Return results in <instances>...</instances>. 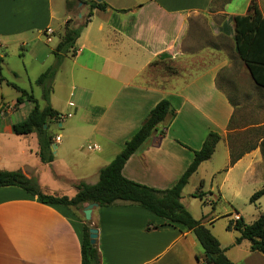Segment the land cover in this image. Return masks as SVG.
I'll use <instances>...</instances> for the list:
<instances>
[{
	"label": "crops",
	"instance_id": "obj_1",
	"mask_svg": "<svg viewBox=\"0 0 264 264\" xmlns=\"http://www.w3.org/2000/svg\"><path fill=\"white\" fill-rule=\"evenodd\" d=\"M70 1L72 7L67 10L66 0H0V51L27 44L37 69L43 71L53 62L52 50L69 13L72 9L85 13L88 8L80 0ZM102 1L108 8L92 10L75 42L74 55L65 56L53 81L50 105L61 119L49 126L54 138L59 136V142L53 138L55 155L50 164L41 163L34 133L15 135L11 131V125L25 119L33 105L23 102L14 107L19 96L15 89L16 95L4 100V81L8 87L14 84L27 89L4 77L7 73L18 79V71L3 66L0 52V106H5L0 112V171L20 170L27 178L36 179L43 193L71 198L79 182H97L99 170L122 150L149 111L167 99L174 117L167 116L156 127L127 160L122 175L155 189L169 188L190 164L206 135L218 133L220 140L213 155L190 176L180 202L210 230L232 263L264 264V254L251 251L247 240L235 244L239 233L226 229L229 220L216 225L227 215H232L230 221L241 217L251 224L264 209L256 208L248 218L237 209L215 213L212 200L214 189L220 199L227 194L248 197L264 180L262 139L255 146H237L229 137L235 114L242 118L238 114L246 93L238 90L240 98L232 100L221 89L237 80L236 64L240 62L241 73L256 91L264 92L252 81L234 45V17L247 16L254 2L264 20V0ZM62 5L68 16L57 30L52 27L54 9ZM46 28L53 31L49 43L54 45L43 49V44H49ZM27 77L31 87L36 78ZM63 91L68 94L64 96ZM62 99L74 115L67 127L62 108L57 106ZM220 142L225 161L213 163ZM93 145L96 149H88ZM232 156L237 157L233 163ZM248 182L253 185H246ZM200 184L206 194L199 199L203 207L198 212L191 200ZM83 208L43 204L18 187H0V264H81L85 224L97 230L99 264H204L203 250L190 231L168 225L137 205H97L91 210L90 222L85 221Z\"/></svg>",
	"mask_w": 264,
	"mask_h": 264
},
{
	"label": "trees",
	"instance_id": "obj_2",
	"mask_svg": "<svg viewBox=\"0 0 264 264\" xmlns=\"http://www.w3.org/2000/svg\"><path fill=\"white\" fill-rule=\"evenodd\" d=\"M77 1V0H75ZM79 1V0H78ZM88 5L87 19L80 25L73 27L70 20L64 24V30L59 42L52 50L53 63L46 68L34 81L42 88V100L44 107L39 108L37 100L32 94L10 84L17 92L14 107L23 102L33 105L25 119L11 125V131L15 135H27L34 133L38 143V157L43 164H50L54 157L51 146L54 144V135L49 131L51 123H58L61 114L54 111L50 105V94L56 73L68 54L75 53V42L81 30L87 24L92 10L105 11L108 5L101 1L99 3L92 0H80ZM66 7L70 9L72 3L66 0ZM234 45L235 52L239 59L247 68L254 84L264 89V20L255 5L251 3L247 16L234 17ZM2 77V57L0 56V82ZM5 106H0V112ZM175 113L171 103L167 99L159 101L147 114L138 130L125 141L122 150L114 159L98 172V180L95 184L79 182L75 185L76 194L68 198L66 196H55L43 193L34 178H27L20 170L0 171V187L14 186L22 189L43 204L63 206L67 208L82 209L84 204L95 203L99 207H110L117 203L133 204L150 212L162 219L171 226H180L190 231L198 241L203 250L201 261L204 264H234L224 254L219 242L212 235L210 230L205 227L200 220H196L181 204V191L187 185L190 176L197 170L198 166L211 158L215 147L220 140V135L210 132L206 135L198 151L194 153L193 159L187 166L182 175L169 188L159 190L146 185L136 183L126 179L122 175V169L127 160L137 149L151 136L156 127L161 124L167 116L174 117ZM46 125V128H44ZM264 142L259 145L263 156L264 165ZM237 157H231V163ZM198 189L192 197L202 200L206 193ZM264 196V188L255 191L249 198L253 203ZM227 230L233 229L239 233L235 239V244L242 240L250 243V250L264 254V212H261L256 220L251 224L244 223L241 217L231 220L226 226ZM89 227H83L81 241V264H99V253L95 245L89 242Z\"/></svg>",
	"mask_w": 264,
	"mask_h": 264
},
{
	"label": "rangeland",
	"instance_id": "obj_3",
	"mask_svg": "<svg viewBox=\"0 0 264 264\" xmlns=\"http://www.w3.org/2000/svg\"><path fill=\"white\" fill-rule=\"evenodd\" d=\"M66 9L69 10L67 7ZM66 9L64 5H62V7L60 8L58 7L54 9V20L52 22L53 28L57 30L62 29L63 20L68 16L67 14L68 12L66 13ZM87 11L88 8L85 11V13L84 11L83 12L78 11V9H72V14L69 13L70 25L76 27L82 24L87 19ZM191 27H193V25H191ZM53 45L54 42L45 45L43 44L41 48L46 49L52 47ZM0 52L3 56V61H4L3 66L8 67L11 70L18 71V79H14L12 75L7 73H4V77L7 80H11L13 82L16 81L19 85L24 86L27 89V91L28 90L31 91L33 96L37 99L39 106L42 107L44 105V102L42 100V88L37 86L33 82L31 83V87H30L28 84L29 78L27 77V75H29L30 78L31 77L37 78L41 74V72H43L50 65L47 66L45 69H42L43 71H41V69L39 71V69H37V63L33 58V54L32 52H30V47L27 44H24V46L19 45L16 47H11L8 50L5 51L1 50ZM52 59L54 61V58H51V60ZM236 66H238L239 68V70H237V75L239 76L237 80L234 79L226 87L221 88L227 93L229 98L232 100H234V98L236 100L240 98L238 97L239 94H237L238 90L244 91V93H246V99L243 103L244 108L238 114L242 118H238L237 114H235L233 120L229 124L230 141L231 143L237 146L246 145V144L255 146L257 142H259L260 139H262L261 142L259 143L260 145L262 141L264 142V102H263L264 92L256 91L253 84L249 81L247 76L241 73L240 62H237ZM24 70L27 71V74L24 72ZM2 87H3L2 96L4 100L10 101V99H12V97L16 95V91L14 90V88L8 87L5 81L2 84ZM62 93L65 96L66 94H68V91H63ZM252 94L254 95V97H252ZM64 100L65 99H62V101L59 102V104L57 103V106L62 108V114L63 116H65L64 121L65 123H67L65 127H67L70 125L72 121H74V115L72 113L71 107L66 106ZM3 110L4 109H2L1 111ZM67 114H71V117H68ZM242 128H244V132L239 131ZM52 129H54L55 132L60 131L59 128H57L56 126H52ZM84 144H87V142H84ZM224 152L225 150H224L223 142H220L216 154L213 158V163H215V161H218V163L221 162L222 160L225 161ZM263 172H264V168H263ZM246 185H249V182L246 183ZM252 185L253 184H250L249 186ZM258 186L259 189L264 188V180L263 182H260ZM207 187L208 185L206 186V188ZM214 191H215L214 195L216 197L215 198L213 197L212 200H214L216 206L215 213L227 212V211H231V213L232 212L234 213V211L237 209V211L243 212L246 218H248L253 213L254 210L256 211V208L264 209V196H262L257 201L250 203L249 198L251 195L246 197L244 194L243 195L241 194L240 197L234 198V197H230V195L227 194L225 198L220 199L217 189H214ZM191 201H193L194 209L199 212V210L203 207L201 205L200 200L198 198H194V200ZM231 217L232 215H227L226 217L220 218L216 225L225 223L226 220L230 221Z\"/></svg>",
	"mask_w": 264,
	"mask_h": 264
},
{
	"label": "water",
	"instance_id": "obj_4",
	"mask_svg": "<svg viewBox=\"0 0 264 264\" xmlns=\"http://www.w3.org/2000/svg\"><path fill=\"white\" fill-rule=\"evenodd\" d=\"M94 2H101L102 0H92ZM44 128H46V125H44ZM55 145H52L51 146V151H52V154L55 155ZM97 204L95 203H90V204H87L84 208H83V215H84V219L85 221H90L91 219V210L93 207H96ZM89 242L91 245H95L96 243V238H97V230L95 228H89Z\"/></svg>",
	"mask_w": 264,
	"mask_h": 264
},
{
	"label": "built area",
	"instance_id": "obj_5",
	"mask_svg": "<svg viewBox=\"0 0 264 264\" xmlns=\"http://www.w3.org/2000/svg\"><path fill=\"white\" fill-rule=\"evenodd\" d=\"M53 31L50 28H46L44 31V36H45V40L49 43L50 42V37L52 35ZM55 142H59V136H56L54 138ZM88 149H96V146L93 145L92 147H88ZM236 219H238V217H236ZM235 219V220H236Z\"/></svg>",
	"mask_w": 264,
	"mask_h": 264
}]
</instances>
